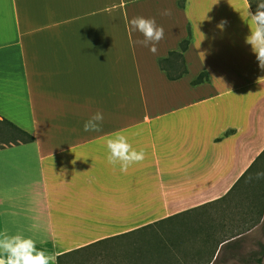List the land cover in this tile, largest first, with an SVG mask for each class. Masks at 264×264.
I'll return each mask as SVG.
<instances>
[{"label":"crops","instance_id":"0c3cea01","mask_svg":"<svg viewBox=\"0 0 264 264\" xmlns=\"http://www.w3.org/2000/svg\"><path fill=\"white\" fill-rule=\"evenodd\" d=\"M247 13V0H0V121L34 137L0 147V233L31 238L58 257L215 207L226 232L213 261L223 246L234 252L248 228L240 220L245 209L264 222V179H249L264 159V70L245 43ZM138 16L164 28L156 54L128 30ZM189 34L186 73L169 79L159 61ZM203 73L207 79L194 84ZM97 111L102 131L84 132ZM116 132L145 153L126 173L106 161L105 140ZM137 181L165 200L178 189L196 200L174 207L166 200L157 216L130 224ZM89 197L121 222L72 239L87 220Z\"/></svg>","mask_w":264,"mask_h":264},{"label":"rangeland","instance_id":"374dc122","mask_svg":"<svg viewBox=\"0 0 264 264\" xmlns=\"http://www.w3.org/2000/svg\"><path fill=\"white\" fill-rule=\"evenodd\" d=\"M252 1L256 9L257 0ZM257 172H264V159ZM144 184L136 182L135 212L130 214V224L140 225L154 218L161 212L166 200L173 201L170 207L196 200L180 189L174 191V196L165 200L162 193L152 187L147 189ZM147 184L154 185L157 182ZM254 184L255 182L252 183L253 187H250L249 196H252L255 190ZM86 204L83 209L86 216L83 213L81 215L82 219L87 218V222L85 221L77 231L70 233L72 239L95 238L119 226L121 220L114 217V213L105 211L101 199L89 197ZM53 212L54 218L58 215L60 219L59 210L54 208ZM245 212L247 213L243 212L240 220L248 228L242 229L243 236L236 241L237 249L231 252L223 246L214 261L215 245L217 247L219 242L224 240L226 231L217 228V223L224 221V211L212 207L209 210L202 208L179 214L158 226L144 228L126 237L99 242L63 257L60 264H257L259 258L264 264V222H260L263 215L253 209H245ZM63 217L71 221L70 216ZM255 225L258 227L251 229Z\"/></svg>","mask_w":264,"mask_h":264},{"label":"clouds","instance_id":"9594fccd","mask_svg":"<svg viewBox=\"0 0 264 264\" xmlns=\"http://www.w3.org/2000/svg\"><path fill=\"white\" fill-rule=\"evenodd\" d=\"M251 4H248L249 35L245 43L251 46L252 52L258 61L259 67L264 70V0H257L254 12L249 11ZM162 15H170L165 10ZM227 21H221L218 28L223 29ZM128 30L139 33L143 38L135 41L137 45L148 48L152 54H156L157 45L164 39V28L158 26L154 18L142 16L133 17L128 21ZM104 120L103 113L97 111L91 115L83 124L84 132H101ZM106 161L109 165L119 166L121 173L145 159V153L141 149L137 151L128 142L125 135L120 132L113 133L106 138ZM75 163V161H73ZM249 179H264V172H257L255 177ZM33 229L37 225H32ZM0 264H57V254H49L38 250L36 242L31 238H25L21 234L9 235L7 232L0 233Z\"/></svg>","mask_w":264,"mask_h":264},{"label":"trees","instance_id":"16d2710c","mask_svg":"<svg viewBox=\"0 0 264 264\" xmlns=\"http://www.w3.org/2000/svg\"><path fill=\"white\" fill-rule=\"evenodd\" d=\"M248 4H251V11L254 12L255 8L253 5V1L252 0H247ZM190 43V34L188 35V37L186 39H184L180 44H179V50L176 52H171L169 53L168 57L166 59H162L161 61H159V64L161 66V68L163 70H167V75L169 79H176L181 77L183 74L186 73V67L184 64V60H183V53L185 52V50L187 49L188 45ZM206 75L203 73V75H199L194 81V84H198L203 82L204 80H206ZM0 124L5 126V129H3V132L1 133V141H0V147H4V146H10V145H16V144H20V143H30L32 141H34V137L31 136L30 134H28L27 132L23 131L20 128H17L16 126L12 125L11 123H9L8 121H6L5 119H2L0 121ZM177 216V215H175ZM172 216V217H175ZM172 217L157 221L153 224H149L146 226H143L131 233L128 234V236L130 234H133L135 232L144 230V228H151L154 225H159L162 224L163 222L171 219ZM126 237V236H124ZM121 238V237H120ZM110 239V238H109ZM109 239H104V240H100L97 241L95 243H92L88 246H85L83 248L68 252L66 254L60 255L57 257V263L60 264L61 259L65 256H68L71 253H76L82 249L88 248L89 246H92L94 244H97L99 242L105 241V240H109ZM163 250H165L163 248ZM257 264H262V259L259 258L257 261Z\"/></svg>","mask_w":264,"mask_h":264}]
</instances>
